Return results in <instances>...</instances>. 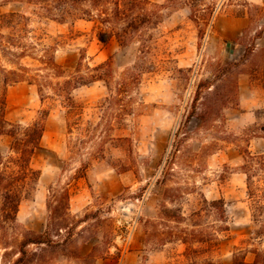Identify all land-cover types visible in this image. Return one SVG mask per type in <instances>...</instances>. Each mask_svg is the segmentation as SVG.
<instances>
[{
    "label": "rangeland",
    "instance_id": "obj_1",
    "mask_svg": "<svg viewBox=\"0 0 264 264\" xmlns=\"http://www.w3.org/2000/svg\"><path fill=\"white\" fill-rule=\"evenodd\" d=\"M151 2L163 5L157 23L122 47L114 38L101 44L93 22L59 23L32 15L36 7L26 0H0V17L31 15L30 28L60 43L55 57L66 76L81 58L84 73L111 63V76L72 93L81 106L77 115L51 90L42 102L35 85L8 88V121L28 125L50 112L31 161L38 178L16 220H0V264L16 259L27 230H45L50 188L67 185L73 237L56 248L31 245L35 264H117L122 256L125 264H182L195 257L234 264L233 253L240 259L248 249L264 248V221H252L241 170L251 134H263L264 32L257 34L264 30V0ZM191 5L205 10L198 12L200 23L191 17ZM11 30L0 23L4 34ZM145 45L150 52L143 54ZM194 108L197 114L189 117ZM11 142L0 137L5 157ZM82 164L85 176L75 179ZM221 197L226 222L209 204ZM193 236L213 241L193 243ZM179 237L191 241L189 247ZM187 247L197 254H187ZM132 251L139 253L125 257Z\"/></svg>",
    "mask_w": 264,
    "mask_h": 264
},
{
    "label": "trees",
    "instance_id": "obj_2",
    "mask_svg": "<svg viewBox=\"0 0 264 264\" xmlns=\"http://www.w3.org/2000/svg\"><path fill=\"white\" fill-rule=\"evenodd\" d=\"M19 1L24 2V0ZM191 1L197 3L198 0ZM26 2L35 5V12H32V15L39 18H46L59 23L75 20L93 22L97 39L101 44L106 45L114 38L122 47L131 44L142 28L148 24L157 23L155 21L161 15L158 8L163 6L152 3L151 0H26ZM191 10L193 12L192 19L200 23L198 12H205V10L193 5H191ZM30 21L31 15L20 12L3 14L0 17L1 27L12 29L9 34L0 31V137L8 135L12 138L10 155L5 157L0 153V220L2 222L16 220L20 203L30 182L38 178L37 172L31 167V161L35 152L41 147V139L46 127L45 122L50 112L49 109L43 110L41 117L28 125L8 121L5 116L8 88L18 83L35 85L42 102L51 97L48 92L51 90L56 96L63 97L67 106L70 107L69 112L77 115L81 106L72 96L74 90L111 76L110 61L94 67L88 66L87 72H82L83 58L79 60L76 70L71 75L66 76L63 67L56 61L55 57L60 43L49 33L39 28H30ZM200 32H203V29H200ZM263 32L264 30L259 32L257 38L262 37ZM47 40L50 43H47ZM145 46L147 48L141 51L143 54L150 52L148 51L150 50L149 46ZM252 52L253 49L248 50L241 61H246ZM254 71L259 79L262 75L260 65ZM194 109L189 117L197 114L196 108ZM199 117L204 120L203 115H199ZM260 130L263 134L254 131L248 142L254 137L264 138V123L260 126ZM241 154L244 157L241 170L246 175V196L251 218L255 223L263 222L264 152L253 154L247 147ZM84 167L85 165L82 164L77 169L75 179L85 176ZM50 193L47 202L49 213L45 230L42 232L27 230L19 244L18 256L9 264H35L37 252L30 249L31 245L56 248L65 246L72 239L73 233L69 227L71 186L67 185L60 188L51 186ZM209 204L219 211L221 220L226 222L225 199L221 197L211 200ZM83 221H85L84 218L79 219L76 227ZM64 230L68 234L61 240H57L62 236ZM223 230L228 231L229 226L226 225ZM179 240L188 246L191 241L209 244L213 238L193 236L191 241L182 237H179ZM188 247L187 251H191L187 254H197L195 248ZM249 253L253 255L250 262L246 260ZM90 255L87 254L83 257L86 259ZM233 263L264 264V248L248 249L240 259L233 253ZM182 264H221V262L212 258L199 262L195 257Z\"/></svg>",
    "mask_w": 264,
    "mask_h": 264
},
{
    "label": "crops",
    "instance_id": "obj_3",
    "mask_svg": "<svg viewBox=\"0 0 264 264\" xmlns=\"http://www.w3.org/2000/svg\"><path fill=\"white\" fill-rule=\"evenodd\" d=\"M254 144H255V147H254ZM249 149L253 153H257V154L263 153L264 152V138L263 137H254V138L250 139ZM138 253H139V251L128 252L125 255V257L129 256L130 254H131V256L135 257L136 254H138ZM252 259L250 261H252ZM246 260L248 261V257H246ZM117 264H125V258H124V256H122L119 259V261H117Z\"/></svg>",
    "mask_w": 264,
    "mask_h": 264
}]
</instances>
